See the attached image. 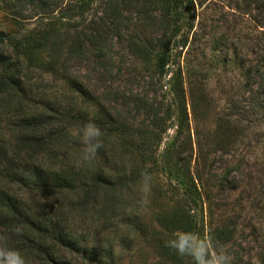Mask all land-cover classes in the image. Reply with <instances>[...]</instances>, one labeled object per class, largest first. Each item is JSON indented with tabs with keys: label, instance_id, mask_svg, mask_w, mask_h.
Listing matches in <instances>:
<instances>
[{
	"label": "rangeland",
	"instance_id": "1",
	"mask_svg": "<svg viewBox=\"0 0 264 264\" xmlns=\"http://www.w3.org/2000/svg\"><path fill=\"white\" fill-rule=\"evenodd\" d=\"M0 37V74L17 66L22 81L20 95H0L7 157L68 171L85 182L81 191L110 183L108 200L93 204L81 191L55 196L0 178L24 207L64 205L52 216L111 251L106 264H192L165 241L185 232L208 239L216 226L230 232L222 248L232 264H264V92L246 81L264 57V0H0ZM33 37L30 59L18 58L16 43ZM30 116L40 129H23ZM89 121L104 148L85 161ZM22 134L43 148L23 155ZM186 177L196 187L185 192ZM46 244L60 264L80 262Z\"/></svg>",
	"mask_w": 264,
	"mask_h": 264
},
{
	"label": "trees",
	"instance_id": "2",
	"mask_svg": "<svg viewBox=\"0 0 264 264\" xmlns=\"http://www.w3.org/2000/svg\"><path fill=\"white\" fill-rule=\"evenodd\" d=\"M37 38L33 37L25 40L23 43H16V47L18 48L16 51L17 57H27L30 59L34 46L33 42L37 40ZM1 39L2 37H0V40ZM68 48L71 52L77 53V50L79 51L81 46L75 43L72 45L71 43ZM0 56H2L0 62L5 64L6 60H4L3 55ZM170 60L169 55H164L161 58L160 66L162 69L165 68ZM16 61L20 62L18 59H16ZM12 69L13 70L5 69L4 72L0 74V95L4 93L7 94L10 91H14L13 94L17 96L22 93V81L18 75L19 70H16L18 67L13 66ZM252 79H256V92H258L257 97H259L261 92H264V57L262 62L255 66L253 72L246 75L247 83ZM67 80L73 91L82 95L87 94L89 99L92 98L90 93L86 91V87H84L77 78L67 76ZM78 117H72L75 125H79L80 120ZM37 120V117L35 118L33 116L22 117L21 125H23V129L25 130H38L40 129L39 125L41 123ZM1 140L2 139H0V178H2L3 181L6 179L9 183L22 184L27 187H36L38 190L48 189L49 192H53L50 193V195L55 196H59L58 193L61 195L63 192V194H65V192L72 195L77 194L76 198L80 196L78 194L85 185L84 181H81L83 183H79L78 180L80 177H67L68 171L65 172V170L56 169L52 166H45L42 163H36L34 161L31 163H25L26 166L24 165L20 167L15 159L7 157V150L3 149ZM16 143L19 152L23 153V155L43 148L37 137L24 134L17 136ZM195 173H197L195 176L196 179L200 180L198 167L195 168ZM190 178L191 181H189L188 177H186V180L183 179L182 181V185H185L183 189L185 192L187 191L186 188L188 184H191L192 182L194 185L193 178ZM9 183H0V238H2V245L6 240L7 247L19 250L28 260L29 264H60L61 261L57 258L58 254L53 253L52 251L50 252L53 247L46 243L57 245L60 249H64L70 254H75L78 256V259H80V262L65 260L66 263L61 264H106L107 259L111 257V251H103L102 248L91 245L89 246L83 237L76 235L71 230L65 229L61 224L59 217L54 218L52 216L58 215L55 212L62 211L64 205L57 207L56 211L54 209L53 211L45 212L35 210L31 205L24 207L22 203L11 194L9 187H7ZM101 184L104 186V189L98 191L96 187H93L91 190L86 191L87 193L81 191V194H85V197H87V195L91 196L90 200H92L91 203L93 204L100 202V200L107 201L110 196V183L101 182ZM91 192L92 194H88ZM206 198L209 199V197ZM195 200H197V197L194 198V201ZM85 202V204L89 203V201ZM226 228L227 227H224L222 230L217 226L214 228L211 227L209 229V236H211L219 245L224 246L230 239V232L227 231ZM17 229L21 230V234L18 235L16 233Z\"/></svg>",
	"mask_w": 264,
	"mask_h": 264
},
{
	"label": "clouds",
	"instance_id": "3",
	"mask_svg": "<svg viewBox=\"0 0 264 264\" xmlns=\"http://www.w3.org/2000/svg\"><path fill=\"white\" fill-rule=\"evenodd\" d=\"M103 130L96 123L89 121L83 126L81 143L84 145L83 160L90 161L95 158L98 151L104 148ZM147 180V174H145ZM145 185V192H147ZM146 204V200L141 201ZM16 233L21 234L17 229ZM165 246L174 250L181 258L190 257L192 264H232L231 256L223 250L214 239L201 238L198 233L185 232L165 241ZM0 264H29L25 256L17 249L7 247L6 240L0 245Z\"/></svg>",
	"mask_w": 264,
	"mask_h": 264
}]
</instances>
